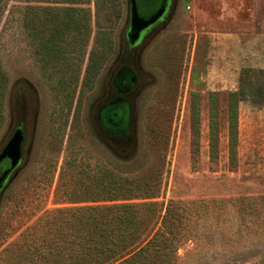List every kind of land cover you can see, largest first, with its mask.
Here are the masks:
<instances>
[{
    "label": "rangeland",
    "instance_id": "rangeland-1",
    "mask_svg": "<svg viewBox=\"0 0 264 264\" xmlns=\"http://www.w3.org/2000/svg\"><path fill=\"white\" fill-rule=\"evenodd\" d=\"M92 1L88 7L93 34L87 55L81 63L74 50L66 61L81 64L82 76L71 88L76 92L73 107H78L65 128L68 91L58 84L62 75L58 72L65 71L44 67L26 25L31 6L51 4L4 0L6 7L0 9V57L9 76L0 147L18 122V89L30 86L27 94L35 98L24 116L26 147L33 133L32 113L36 116L31 156L9 186L11 196L8 187L2 198L0 251L46 211L73 206L69 202L84 198L78 195L88 184L80 178L81 168L93 173L110 168L139 177L162 174L160 195L139 202L157 203V215L174 202L178 213L188 217L190 235L177 252V264H264V102L248 98L239 103L234 146L229 127L230 93L238 91L242 70L264 69V0H181L170 23L151 36L140 55L145 78L132 93L137 144L134 151L131 147L123 153L102 144L89 122L97 121L98 100L121 55L128 0H123L122 17L113 27L105 24L104 14H97ZM99 24L112 32L113 52L93 88L87 89L81 83ZM253 82L258 87L263 78L257 76ZM89 204L93 203L80 205ZM12 228L16 232L10 234Z\"/></svg>",
    "mask_w": 264,
    "mask_h": 264
},
{
    "label": "trees",
    "instance_id": "trees-1",
    "mask_svg": "<svg viewBox=\"0 0 264 264\" xmlns=\"http://www.w3.org/2000/svg\"><path fill=\"white\" fill-rule=\"evenodd\" d=\"M37 1L51 5L31 6L29 9L33 10L32 16L26 25L33 32L44 67L57 72L62 69L65 71L58 72L62 74L58 77V84L68 91L65 99L66 116L63 118L65 128L71 112L75 110V116L78 107H73L76 92L71 91V88L78 86L82 76L81 64H67L66 61L74 50L78 51L81 63L87 55L86 49L93 34V13L88 6L93 1ZM4 4V0H0V9L6 7ZM95 7L99 16L100 12L104 14V19H101L105 24L113 27L122 17L123 0H95ZM1 16L0 12V23ZM113 45L112 32L99 24L93 48L88 54L81 83L83 88H93L107 58L113 52ZM61 65L64 66L60 68ZM257 76L263 78V83L258 87L253 85V79ZM137 84L132 83V75L127 77L120 86L125 94L119 96L130 100L129 96H132ZM8 95L9 76L0 57V133L7 121ZM216 95L215 93V97ZM116 97L117 94L112 101ZM248 98H259L264 102V69L244 68L238 91L230 93L229 127L232 146L237 140L238 106ZM106 103L104 101L103 105ZM15 107L20 121L31 108L28 96L24 97L23 92L16 95ZM107 107L108 119L112 120L120 107ZM216 112L215 100V123ZM211 122H214V114ZM89 127L95 136L100 135L102 144L109 145L113 150L123 153L131 146L132 131L126 129V126L109 128L97 120L95 123L90 121ZM234 151V147L231 148L233 155ZM72 167L74 166L70 165L69 168ZM79 173L83 174L80 178H86L85 181L88 182L86 190L78 194L84 198L69 202L73 206L46 211L35 222L26 226L17 238L0 251V264H177V252L190 235L187 229L188 217L178 213L174 202L168 204L164 214L158 215L157 203L139 202L152 200L160 195V172H155L156 177H139L124 175L110 168L99 169L97 173L81 168ZM61 187L59 184L57 192ZM12 189V186L8 189L9 196ZM101 202L106 204H95ZM83 203L93 204L81 206ZM13 231L15 233L16 229L12 228L9 233L13 234Z\"/></svg>",
    "mask_w": 264,
    "mask_h": 264
},
{
    "label": "flooded vegetation",
    "instance_id": "flooded-vegetation-1",
    "mask_svg": "<svg viewBox=\"0 0 264 264\" xmlns=\"http://www.w3.org/2000/svg\"><path fill=\"white\" fill-rule=\"evenodd\" d=\"M137 4L141 15L144 17H150L156 14L161 9L165 10V13L163 15V18L160 21H158L151 30L152 33L146 39L142 40L141 43H137L136 45H132L128 40L127 33L130 25V21H128V30L124 31V34H122L120 38V45H121L120 59L115 65H113L107 76L108 78L106 83L104 84L103 95L98 100L99 102H98L97 115H96L97 120H99V122L105 127L118 129L120 127L123 128V126H126V129L130 131H132L131 129L133 123V114H134L133 101L135 100V95H132L131 101L125 99L122 96H119V94L120 95L125 94V91H122L120 89V86H122L123 81L131 75H132V83L134 85L137 84L138 78L140 81L145 78L143 69L140 65V55L142 48L144 45L147 44L148 40L151 38L153 34H155L162 26L166 27L170 23L174 14L177 12V10L180 7L181 0H137ZM120 71H123L124 73L120 75ZM29 87L25 89L24 88L18 89L16 95H18L20 92H23L24 97H27ZM127 91H129V89ZM29 92L32 93L31 91ZM116 94H117L116 99L112 101L115 98ZM28 99H30L32 106H34L35 105L34 94L31 95L30 98L28 96ZM104 101H106L107 103L103 105ZM108 105H115L116 107L118 106L120 107V109H118V111L115 113V117L112 120L111 118L108 119L109 116V112L107 109ZM124 113L126 114L125 118H124ZM26 115H27V111H26ZM31 119L32 121L30 123L31 125L30 132L33 131V126L35 121V118L33 117V113ZM26 123H27L26 119L23 118L22 120L16 123V128L21 127L24 130V132L27 134V131L25 129L27 127ZM25 148H27L26 145Z\"/></svg>",
    "mask_w": 264,
    "mask_h": 264
},
{
    "label": "water",
    "instance_id": "water-1",
    "mask_svg": "<svg viewBox=\"0 0 264 264\" xmlns=\"http://www.w3.org/2000/svg\"><path fill=\"white\" fill-rule=\"evenodd\" d=\"M165 10L161 9L156 14L150 17H144L139 11L137 0H128V21H130L129 30L127 37L132 45L141 43L142 40L146 39L152 32L151 30L156 25L158 21L163 18ZM148 43V42H147ZM147 45V44H146ZM143 46L141 53L146 48ZM120 59H116L114 65ZM124 72L120 71V75ZM135 95V94H133ZM17 110V109H16ZM134 113V111H133ZM126 114L124 113V118ZM123 118V119H124ZM13 121V120H12ZM36 116L33 126V133L31 134V139L27 148H25L27 142V134L21 127L15 129L9 139L0 147V206L2 198L7 188L12 184L16 176L19 174L24 165L28 162L31 156V150L34 139ZM135 128H136V116L133 114L132 123V136H131V147H136L137 139L135 138ZM134 142L133 146L132 143ZM116 151V150H114ZM118 152V151H117Z\"/></svg>",
    "mask_w": 264,
    "mask_h": 264
}]
</instances>
